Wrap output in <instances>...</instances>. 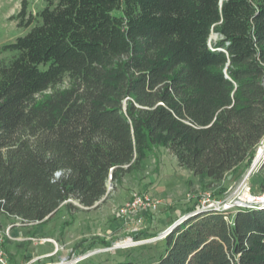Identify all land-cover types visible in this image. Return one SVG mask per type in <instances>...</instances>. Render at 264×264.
<instances>
[{"label": "trees", "instance_id": "trees-1", "mask_svg": "<svg viewBox=\"0 0 264 264\" xmlns=\"http://www.w3.org/2000/svg\"><path fill=\"white\" fill-rule=\"evenodd\" d=\"M42 1L0 47V232L97 208L160 146L208 186L251 168L264 0ZM164 242L158 264H264V207L196 213Z\"/></svg>", "mask_w": 264, "mask_h": 264}, {"label": "rangeland", "instance_id": "rangeland-1", "mask_svg": "<svg viewBox=\"0 0 264 264\" xmlns=\"http://www.w3.org/2000/svg\"><path fill=\"white\" fill-rule=\"evenodd\" d=\"M22 1L0 0V47L27 32L12 18L19 13ZM29 5L35 12L44 4L29 0ZM212 39L217 36L212 35ZM263 162L248 179L250 168L208 186L181 168L169 150L160 146L151 152L142 172L126 176L121 184L110 179L107 195L95 209L78 212L73 218L62 211L37 229L21 227L17 220L5 222L0 232L2 249L9 264H158L165 253L167 233L198 211L227 209L234 213L264 207ZM136 196L152 206L129 209ZM65 223L66 229L60 233ZM6 238L10 245H4Z\"/></svg>", "mask_w": 264, "mask_h": 264}, {"label": "built area", "instance_id": "built-area-1", "mask_svg": "<svg viewBox=\"0 0 264 264\" xmlns=\"http://www.w3.org/2000/svg\"><path fill=\"white\" fill-rule=\"evenodd\" d=\"M264 145V140L262 141V143L260 144V146H263ZM259 146V147H260ZM259 147H258V149H257V152H258V150H259ZM257 152H256V156H258L257 155ZM256 158V157H255ZM264 160V159H263ZM263 164H264V162H263ZM147 202H150L149 200H147ZM144 207V209H146L147 208V206L150 208L152 205L150 204V203H145V201H143V199L141 198V197H135V199H134V201L130 204V205H128V208L129 209H138V208H140V207ZM153 207L155 208V206L153 205ZM217 210H223V211H226L227 209H217ZM202 211H204V210H200V211H198L197 213H199V212H202ZM187 218H189V217H187ZM187 218H185L184 220H182L178 225H176L175 227H177V226H179V225H181ZM175 227H173V229L175 228ZM170 232H172V230H170L168 233H167V235L170 233ZM166 237V236H165ZM1 239H0V264H9V262H8V260H7V256H6V254H5V252L3 251V249H2V243H1Z\"/></svg>", "mask_w": 264, "mask_h": 264}, {"label": "bare ground", "instance_id": "bare-ground-1", "mask_svg": "<svg viewBox=\"0 0 264 264\" xmlns=\"http://www.w3.org/2000/svg\"><path fill=\"white\" fill-rule=\"evenodd\" d=\"M257 155L258 156H256V158H255V169L259 167V165L261 164L262 160L264 159V145L259 148V150L257 152Z\"/></svg>", "mask_w": 264, "mask_h": 264}, {"label": "water", "instance_id": "water-1", "mask_svg": "<svg viewBox=\"0 0 264 264\" xmlns=\"http://www.w3.org/2000/svg\"><path fill=\"white\" fill-rule=\"evenodd\" d=\"M254 169H255V160L253 161V163H252V165H251V168H250V170L248 171V173H247L245 179H248V178L252 175Z\"/></svg>", "mask_w": 264, "mask_h": 264}, {"label": "crops", "instance_id": "crops-1", "mask_svg": "<svg viewBox=\"0 0 264 264\" xmlns=\"http://www.w3.org/2000/svg\"><path fill=\"white\" fill-rule=\"evenodd\" d=\"M12 226H13V225H12ZM21 227H23V226L21 225ZM24 228H25V227H24ZM24 228H23V229H24ZM19 230H20V229H18V230L16 229V231H19Z\"/></svg>", "mask_w": 264, "mask_h": 264}]
</instances>
